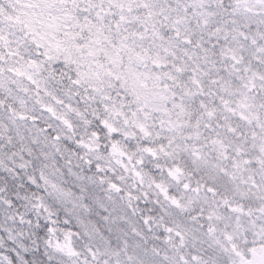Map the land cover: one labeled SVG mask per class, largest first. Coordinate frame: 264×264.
Instances as JSON below:
<instances>
[{
    "label": "snow or ice",
    "instance_id": "snow-or-ice-1",
    "mask_svg": "<svg viewBox=\"0 0 264 264\" xmlns=\"http://www.w3.org/2000/svg\"><path fill=\"white\" fill-rule=\"evenodd\" d=\"M0 264H264V0H0Z\"/></svg>",
    "mask_w": 264,
    "mask_h": 264
}]
</instances>
